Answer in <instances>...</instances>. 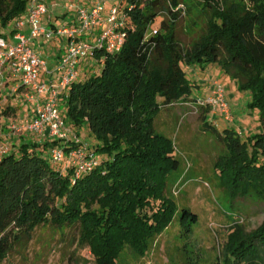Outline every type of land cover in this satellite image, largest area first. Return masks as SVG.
<instances>
[{
	"label": "trees",
	"instance_id": "16d2710c",
	"mask_svg": "<svg viewBox=\"0 0 264 264\" xmlns=\"http://www.w3.org/2000/svg\"><path fill=\"white\" fill-rule=\"evenodd\" d=\"M27 1L0 0L1 36L15 32L9 25L24 14ZM195 2L209 10L206 28L185 46L175 25L191 11L187 0L118 1L124 33L120 50H95L100 70L80 75L59 99L66 123L86 126L96 139L94 145L85 143L96 161L90 170L75 177L71 166L50 161L49 150L54 145L68 150L71 138L23 140L2 154L0 262L42 225H78V244L88 248L95 264H116L125 246L146 252L177 212L166 189L179 160L172 140L155 131L154 116L163 106L193 103L203 95L194 93L199 85L187 77L186 67L216 63L241 89L250 90L260 130L247 140L230 127L219 132L206 113L202 122L225 146L215 169L226 194L264 201V0ZM2 86L0 101L6 97ZM179 219L189 231L197 215L183 208ZM230 232L223 254L228 264H264V220L249 233L235 226Z\"/></svg>",
	"mask_w": 264,
	"mask_h": 264
},
{
	"label": "rangeland",
	"instance_id": "374dc122",
	"mask_svg": "<svg viewBox=\"0 0 264 264\" xmlns=\"http://www.w3.org/2000/svg\"><path fill=\"white\" fill-rule=\"evenodd\" d=\"M118 1L105 0L104 14L107 15L110 6ZM29 2L30 0L27 5ZM91 2L92 0H44L47 12L40 21L48 25V15L55 25L70 23L73 20L74 7ZM187 3L191 11L177 19L175 32L179 41L190 46L205 30L209 10H201L200 4L195 0H187ZM160 17L162 16L157 21ZM13 24L14 20L9 28ZM62 43L55 37L40 47L43 49L44 46L46 50L53 44L58 49ZM49 60L52 61V58ZM85 62L86 69L81 75L86 76L91 71L100 70L101 65L94 58ZM185 69L187 77L198 84V88H203L214 79L221 83L229 106V115L222 114L218 109L215 114L212 109L195 110L185 103L163 106L156 113L154 129L172 140L174 154L179 160L178 169L168 176L166 189V194L177 206V212L171 223L149 241L144 254H138L125 246L116 264H228L223 254L229 244V234L233 227L249 233L257 229L264 220L263 200L254 195L231 199L226 194L225 185L215 169V162L225 152V146L216 133L204 130L202 122V116L206 113L219 132L230 127L238 132L241 139L247 140L248 136L260 130L259 109L250 105V90L241 89L237 81L223 72L216 63ZM3 75V83L7 81V84L1 85L6 97L0 101V132H5L7 147L12 150L17 144L9 145V135L24 136L27 131L14 132L8 125L10 122H22L25 118L22 110L25 105L18 94L10 93V88L19 81H12L14 77L8 69ZM52 79L53 82L57 81L56 72ZM6 105H9V109L4 112ZM60 108L64 109V102H60ZM68 126L81 141L89 145L96 143L95 137L86 126ZM183 208L197 215V221L192 223L189 231L182 228L180 223V212ZM78 234V225L60 229L51 225L39 226L29 239L16 243L0 264H95L88 248L78 244Z\"/></svg>",
	"mask_w": 264,
	"mask_h": 264
},
{
	"label": "built area",
	"instance_id": "2783aa9c",
	"mask_svg": "<svg viewBox=\"0 0 264 264\" xmlns=\"http://www.w3.org/2000/svg\"><path fill=\"white\" fill-rule=\"evenodd\" d=\"M104 2L92 0L89 4H77L70 23L52 27L43 26L40 21L47 12L44 0H30L26 12L14 20L15 32L7 37L0 35V85L4 84L3 72L8 69L19 81L10 88V93L20 94L27 105L33 104L31 118L25 117L21 123L10 122L8 127L18 133L27 131L40 135L47 131L54 139L71 138L72 147L66 150L62 145H54L49 150V159L52 163L62 162L71 166L75 177L90 170L96 161L94 155L87 152L85 142L70 130L59 99L64 88L80 76L82 63L94 58L95 50L104 49L112 53L122 46L124 33L119 25L123 15L116 3L110 6L109 13L105 15ZM26 25L29 27L28 33L24 32ZM38 37L47 41L56 37L63 42L52 66L32 44ZM54 72L58 77L56 82L52 81ZM187 104L195 110L207 107L214 114L218 109L222 114L229 115L224 88L217 79L208 82L205 94ZM6 151L8 147L2 142L0 132V157Z\"/></svg>",
	"mask_w": 264,
	"mask_h": 264
},
{
	"label": "crops",
	"instance_id": "0c3cea01",
	"mask_svg": "<svg viewBox=\"0 0 264 264\" xmlns=\"http://www.w3.org/2000/svg\"><path fill=\"white\" fill-rule=\"evenodd\" d=\"M111 1H114V0H111ZM86 4H89V3H86ZM47 20H49L48 21V25L47 24H44L43 23V21H41V24L43 25V26H51V25H55L53 22H52V20L50 19V17L47 15ZM28 30H29V27L26 25L25 26V28H24V32L25 33H28ZM11 41H14L13 39H11ZM47 42H49V41H47V40H44L43 38H41V37H38L35 41H33L32 42V44L33 45H35V47L37 48V49H39L40 51H41V53L43 54V55H45V56H47L46 58H48L47 60H48V63H49V66H52L53 65V63L55 62V60H56V58H57V55L60 53V51H61V48H62V46L60 47V48H58V49H56L55 48V46L53 45V44H55V43H53V44H51L50 46H49V49H44V46H45V43H47ZM41 45H44L43 46V49H42V47H40ZM50 52V53H49ZM53 54V55H52ZM50 57L52 58V61H50L49 59H50ZM86 69V62H84V66L81 68V73H80V75L83 73V70H85ZM12 81H15V78H13V80ZM9 82V81H8ZM4 84H7V81H5L4 82ZM15 84H18V83H15ZM14 84V85H15ZM206 93V86H204L203 88H197L196 89V94L197 95H201V94H205ZM18 94V93H17ZM19 96H20V94H18ZM21 97V96H20ZM21 99L23 100V97H21ZM23 104L25 105L24 107H23V115H24V117H28V118H31L32 117V106H33V104H29V105H27V104H25L24 102H23ZM215 116V115H214ZM3 131H6L5 129H3ZM5 132H3L2 133V142L3 143H6V145H7V141H5V139H6V137H5ZM9 138H10V140H9V145L11 146V145H14L15 143L18 145L21 141H23V140H25V141H31V142H37V143H42V142H44V141H49V140H52V139H54V138H52V137H50L49 135H48V133H47V131H45V132H43L42 134H40V135H37V134H33V133H30V132H27V133H25L24 134V136H15V135H9ZM9 150V149H8Z\"/></svg>",
	"mask_w": 264,
	"mask_h": 264
}]
</instances>
